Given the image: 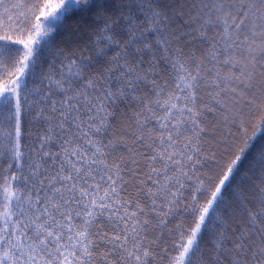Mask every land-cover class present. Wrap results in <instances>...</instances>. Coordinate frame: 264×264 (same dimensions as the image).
<instances>
[{
  "label": "snow or ice",
  "instance_id": "snow-or-ice-1",
  "mask_svg": "<svg viewBox=\"0 0 264 264\" xmlns=\"http://www.w3.org/2000/svg\"><path fill=\"white\" fill-rule=\"evenodd\" d=\"M0 264H264V0H0Z\"/></svg>",
  "mask_w": 264,
  "mask_h": 264
}]
</instances>
